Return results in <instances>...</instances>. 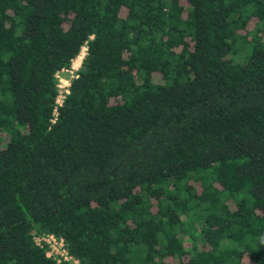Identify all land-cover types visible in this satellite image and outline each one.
<instances>
[{
    "label": "trees",
    "instance_id": "1",
    "mask_svg": "<svg viewBox=\"0 0 264 264\" xmlns=\"http://www.w3.org/2000/svg\"><path fill=\"white\" fill-rule=\"evenodd\" d=\"M35 233L78 264H264V0H0V264H70Z\"/></svg>",
    "mask_w": 264,
    "mask_h": 264
},
{
    "label": "built area",
    "instance_id": "2",
    "mask_svg": "<svg viewBox=\"0 0 264 264\" xmlns=\"http://www.w3.org/2000/svg\"><path fill=\"white\" fill-rule=\"evenodd\" d=\"M85 49L86 47H82ZM70 69V68H69ZM69 69H62L61 71L56 73L57 78V95L54 99V106L52 111L51 122H54L58 115V109L62 105L66 94L68 93V86L70 81L68 79H63L61 77V72L68 71L73 74V71ZM72 78L75 76V73L71 75ZM71 78V79H72ZM34 243L40 248H44L45 254L47 257L53 258L56 262H69L70 264H78V260L74 258L71 254H69L67 248L65 247L64 239L61 236H56L53 233H44V234H33Z\"/></svg>",
    "mask_w": 264,
    "mask_h": 264
},
{
    "label": "rangeland",
    "instance_id": "3",
    "mask_svg": "<svg viewBox=\"0 0 264 264\" xmlns=\"http://www.w3.org/2000/svg\"><path fill=\"white\" fill-rule=\"evenodd\" d=\"M84 55H85V49H81L79 55L76 58L73 59L72 65H71V67L69 69L70 71H73V74L75 73L76 69L79 67ZM73 74H71L68 71H63V72H61V77L63 79L64 78L68 79L67 81L69 82L71 80V78H72L71 75H73Z\"/></svg>",
    "mask_w": 264,
    "mask_h": 264
},
{
    "label": "crops",
    "instance_id": "4",
    "mask_svg": "<svg viewBox=\"0 0 264 264\" xmlns=\"http://www.w3.org/2000/svg\"><path fill=\"white\" fill-rule=\"evenodd\" d=\"M80 66V65H79Z\"/></svg>",
    "mask_w": 264,
    "mask_h": 264
}]
</instances>
